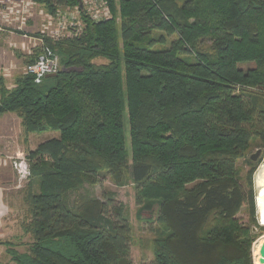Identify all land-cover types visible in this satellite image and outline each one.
Here are the masks:
<instances>
[{
	"label": "trees",
	"instance_id": "1",
	"mask_svg": "<svg viewBox=\"0 0 264 264\" xmlns=\"http://www.w3.org/2000/svg\"><path fill=\"white\" fill-rule=\"evenodd\" d=\"M33 2L53 16L79 7ZM108 2L111 19L81 10V35L44 38L61 57L56 77L36 84L25 73L11 88L0 77V116L16 114L26 135L60 134L28 152L22 229L32 243L19 253L0 240L6 264H133L132 226L116 193L69 197L74 184L101 177L132 181L139 211H156L152 264H254L264 230L255 166L248 161L241 177L238 162L254 141L264 151V0ZM102 58L110 63H94Z\"/></svg>",
	"mask_w": 264,
	"mask_h": 264
},
{
	"label": "rangeland",
	"instance_id": "2",
	"mask_svg": "<svg viewBox=\"0 0 264 264\" xmlns=\"http://www.w3.org/2000/svg\"><path fill=\"white\" fill-rule=\"evenodd\" d=\"M11 1L13 0L0 2L1 13H7L8 8H12L14 6ZM117 1L118 0H116V2ZM186 1L187 0H177L180 5H182ZM27 2L28 0H20V3H18V7L16 6V8H20V10H26L32 13V16H29L26 12V14L23 15V18L25 19L24 21L20 20L19 23H14L15 25H13L11 22L6 23L4 22L5 20L0 14V76L5 77L7 86L10 88L13 86L16 77L22 74L25 69L22 59H17L16 55L18 54L15 53L18 50H22L21 52H23L24 50L26 53H33L34 48L40 45V42L37 41V38H34V36L36 34H41L44 30V26L46 25L45 19L40 15L41 11H44L43 7L40 5L27 6ZM12 16H15V19L17 20L18 15L13 14ZM23 34H27V36ZM13 35H17V37ZM159 35L166 34L154 33V37H159ZM14 37L18 39H15ZM167 39L168 41L165 46L169 47L171 42L176 39V36L170 35L167 36ZM16 40L19 42V44L14 43V41ZM160 48L162 47L156 46L154 49ZM57 55L61 60L60 55L58 53ZM94 63L97 65H108L110 62L107 59L102 58L95 60ZM11 114V118L8 119V122L10 123L9 130L2 131L0 134V141H2V143L0 142V156L4 157L9 155L14 157L16 153H20L17 151H21L22 154L27 158L28 152L31 147H33V145L38 146L44 141L53 138H59L60 136L58 132L51 131L42 134H34L31 136L26 135L24 133L22 125L20 126L21 119L16 114ZM124 120L127 137V149L130 152V135L127 111H125ZM1 121L4 122L5 119ZM260 149L261 148L259 147V142L254 141L250 149L247 151L246 157L239 160L238 162V169L241 177H244L251 168L248 161H250L255 166L253 175V195L257 211V218H259L257 174L260 170L259 168L264 162V153H262V155L256 162L251 161L250 158ZM7 162L8 164L6 166H0V188L4 191L6 200L10 203V209L5 213V217L2 221L3 225L8 227V230L6 232V235L2 237L4 239H2L1 241H10L11 245L19 253H24L27 252L29 245H31L32 243L30 236L26 235L24 233V230L22 229V224L25 223L27 219V205L25 202L24 190L30 183V181H28L26 185L18 189L15 172L11 166L10 161ZM242 183L244 186L246 185L244 178H242ZM79 187L80 188L76 190V185L74 184V186L69 189V197H71V200L75 201L79 194L90 195L92 197L103 199L105 193H116V200L118 204L124 205L125 213L128 216L129 222L132 226V244L130 257L133 264H152V260L154 258L152 242L155 238V233L152 230L154 228V225L150 222L155 221L156 211L152 214L144 211L141 213L139 211L140 208L136 203V188L132 181H129L126 186L120 187L116 186L110 178L101 177L99 184L97 185L82 183ZM248 213L249 212L247 206L246 210H244L239 215V219L242 223H249ZM258 223L262 228H264V225L260 223L259 219ZM256 232L258 231L256 230ZM259 235L260 236L255 244L258 241L264 239V230L259 231ZM254 246V264H260V253L257 257L255 256ZM9 260V256L6 255L3 262L7 263L8 261L9 263Z\"/></svg>",
	"mask_w": 264,
	"mask_h": 264
},
{
	"label": "built area",
	"instance_id": "3",
	"mask_svg": "<svg viewBox=\"0 0 264 264\" xmlns=\"http://www.w3.org/2000/svg\"><path fill=\"white\" fill-rule=\"evenodd\" d=\"M83 11H85L93 21L99 22L112 18L108 0H81ZM20 0L7 13H1L3 19L13 14L18 15L17 21L25 20L23 15L32 16V13L26 10H20L18 7ZM37 5L33 0H28L27 6ZM40 15L45 19L46 25L41 33V37L37 38L40 42L41 54L37 60L25 67V73L34 77L36 84H41L44 79L50 75H57L61 70V60L56 52L44 43V38H49L54 42L61 39L74 38L81 35L84 31L85 24L81 20V10L79 7L74 9L65 8L58 11L56 16L50 15L45 11H41ZM23 18V19H22ZM34 48V49H35ZM10 161L15 172L17 180V188H21L31 179V168L25 155L16 153L15 156H0V166H6Z\"/></svg>",
	"mask_w": 264,
	"mask_h": 264
},
{
	"label": "crops",
	"instance_id": "4",
	"mask_svg": "<svg viewBox=\"0 0 264 264\" xmlns=\"http://www.w3.org/2000/svg\"><path fill=\"white\" fill-rule=\"evenodd\" d=\"M1 1H6V0H0V2ZM19 0H13V1H11V3H13V4H15L16 2H18ZM4 2H2V3H4ZM79 8H80V6H79ZM71 9V8H70ZM80 10H82L83 11V8L81 9L80 8ZM110 12H111V8H110ZM111 14H112V12H111ZM82 20V19H81ZM4 22H6V23H12L13 25H15L14 23H16V22H18L19 23V21H17L16 19H15V16H8V19H6ZM19 34V33H18ZM23 35H25V36H27V34H23ZM13 36H16L17 37V35H13ZM15 38V37H14ZM15 39H18V38H15ZM14 43L15 44H19V42L16 40V41H14ZM22 50H18L15 54H18V55H16V58L17 59H22V61H23V64H24V66L26 67V61L28 60V57L29 56H31L32 55V53H26L24 50H23V52H21ZM23 74H25V69H24V72L22 73V74H20V75H18L17 77H19V76H21V75H23ZM1 77V76H0ZM16 77V78H17ZM49 79V78H48ZM10 115H12L11 113H8V114H5L4 116H1L0 117V134H1V132L2 131H8L9 130V126H10V123L8 122V119H10L11 118V116ZM5 119V121L4 122H2L1 120H4ZM20 126H21V122H20ZM22 128V127H21ZM11 129V128H10ZM32 135H34V134H32ZM31 136V135H30ZM1 143H2V141H0ZM36 147L37 146H34L33 145V147H31V149L29 150V151H32V150H35L36 149ZM21 148V147H20ZM17 152H20V153H22L21 151H17ZM10 209V203L6 200V196H5V193H4V191L0 188V240H2V239H4V238H2L3 236H5L6 235V232H7V230H8V227L7 226H5V225H3V219H4V215H5V213L8 211ZM4 248V246H0V264H6L5 262H3V260H4V258H5V256H6V252H5V248Z\"/></svg>",
	"mask_w": 264,
	"mask_h": 264
},
{
	"label": "bare ground",
	"instance_id": "5",
	"mask_svg": "<svg viewBox=\"0 0 264 264\" xmlns=\"http://www.w3.org/2000/svg\"><path fill=\"white\" fill-rule=\"evenodd\" d=\"M257 174V188H258V205H259V216L261 218L259 221L264 225V162L259 168Z\"/></svg>",
	"mask_w": 264,
	"mask_h": 264
},
{
	"label": "water",
	"instance_id": "6",
	"mask_svg": "<svg viewBox=\"0 0 264 264\" xmlns=\"http://www.w3.org/2000/svg\"><path fill=\"white\" fill-rule=\"evenodd\" d=\"M78 3H79L80 8L82 9L83 8V5H82L81 0H78ZM61 71L62 70H60V72ZM56 76L57 75H50L47 78H54ZM262 153H263V150L262 149L258 150L254 155L251 156V161L256 162L259 159V157L262 155ZM258 219L259 220L262 219L261 218V215L259 216ZM259 262H260V264H264V240H263V243H262L261 248H260V258H259Z\"/></svg>",
	"mask_w": 264,
	"mask_h": 264
}]
</instances>
